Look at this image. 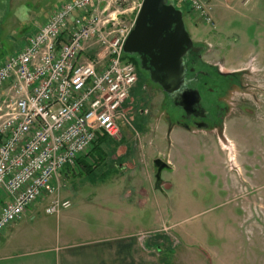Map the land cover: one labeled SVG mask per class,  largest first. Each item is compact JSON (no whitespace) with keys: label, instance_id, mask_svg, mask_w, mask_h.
Masks as SVG:
<instances>
[{"label":"rangeland","instance_id":"rangeland-1","mask_svg":"<svg viewBox=\"0 0 264 264\" xmlns=\"http://www.w3.org/2000/svg\"><path fill=\"white\" fill-rule=\"evenodd\" d=\"M69 1L0 0V65L37 34L58 6ZM214 1H223L221 5L212 3L214 26L201 22L189 13L187 6L176 5L183 11L192 38L210 44L209 61H224L232 70L252 66L264 92V77L263 81L260 79L264 70V0H251L248 5L242 0ZM142 2L120 0L118 7L125 11L123 19L135 20ZM97 55L98 52L91 51L83 58ZM141 95L142 90L134 88L122 111L126 120L121 124L119 137L105 142L113 147L106 154L108 159H115L114 150L122 146L135 149L145 167L134 174L133 170L115 171L108 162L91 171L79 172L78 168L69 178L65 175L69 174L67 167L60 175L63 189L58 196L62 201H70L71 208L50 216L45 212L50 200L39 201L31 208L40 211L34 226L39 228L48 222L54 235L57 232L55 237L76 233L82 238L84 231L80 233L79 227L86 228L85 223L98 228L102 215L103 221H111L114 216L100 211V204L104 206L105 201L101 203L103 199L98 198L132 186L133 176L155 179L154 159L148 148L154 137L151 132L159 131L163 139L158 147L164 154L160 159L171 160L177 168L173 172L165 170L161 177L173 188L165 194L157 193L165 202L163 211L152 201L146 211H134L133 217L139 228L155 229V234H162L156 240L162 247L161 263L264 264V121H253L251 114L242 110L226 123L223 141L210 132L202 137L175 130L167 136L163 117L167 109L162 94ZM168 249L173 252L168 253Z\"/></svg>","mask_w":264,"mask_h":264},{"label":"built area","instance_id":"built-area-1","mask_svg":"<svg viewBox=\"0 0 264 264\" xmlns=\"http://www.w3.org/2000/svg\"><path fill=\"white\" fill-rule=\"evenodd\" d=\"M214 26V0H181ZM248 5L251 0H242ZM120 0H71L0 65V235L39 201L46 214L71 208L60 175L102 138L119 137L138 75L124 53L135 20ZM91 51L96 58H83Z\"/></svg>","mask_w":264,"mask_h":264},{"label":"crops","instance_id":"crops-1","mask_svg":"<svg viewBox=\"0 0 264 264\" xmlns=\"http://www.w3.org/2000/svg\"><path fill=\"white\" fill-rule=\"evenodd\" d=\"M222 2L214 1L220 5ZM262 74V76L260 74L261 80L264 77V70ZM249 107L251 120L264 121V94L260 96L259 102L251 100ZM147 132L151 131L148 130ZM151 133L155 138L151 139L152 143L148 150H150V154L152 153L153 156L151 157L155 161L164 156L158 147L159 141L163 139V134L159 131ZM187 133L202 137L205 134V132ZM106 140L109 138L102 137L88 155L79 159L75 169L69 168L70 170L66 172L69 174H65L67 178L73 173L75 174L78 168L79 172L81 169L91 171L101 164H108V162L113 165L115 171L133 170L134 174L145 167L143 162L137 158L135 149L128 150L122 146L114 150L115 155H117L115 159H108L106 154L112 151L110 148L113 147L106 145ZM125 156L127 158H124ZM93 159L95 160L94 164ZM165 162L169 166L165 170L177 171L171 160L167 159ZM136 178V176L132 177V186L121 188L122 191L104 193L98 198L103 199L101 203L105 201L104 206L100 204V211L112 213L114 218L111 221H103L102 215L99 220L101 224L98 228H93L85 223L86 228L79 227L80 233L83 231L88 233L85 235L83 232L82 238L76 233H64L62 238L58 234L55 237L57 232L54 235L48 222L39 228L34 226L40 211L29 209L21 221L8 227L0 235V264H162L161 250H159L161 246L156 243L157 238H161L162 234H155L157 231L155 229L146 231L139 228L140 225L135 223L133 216L134 211H146L147 206L152 201L156 203L158 209L163 211L165 202L157 195L160 191L155 189V179L151 176H147L143 180ZM163 181L165 182L164 191L173 188L168 180L163 179ZM115 184L119 185L118 182ZM0 200L4 202L6 198L0 197ZM96 232L100 234H94Z\"/></svg>","mask_w":264,"mask_h":264},{"label":"flooded vegetation","instance_id":"flooded-vegetation-1","mask_svg":"<svg viewBox=\"0 0 264 264\" xmlns=\"http://www.w3.org/2000/svg\"><path fill=\"white\" fill-rule=\"evenodd\" d=\"M191 39L193 46L184 58L185 85L180 92L197 91L200 100L196 105H186L180 92L172 97L166 95L159 85L152 82L150 72L142 67L139 55L130 56L138 75L135 88L142 90L141 97L148 96L150 92L162 94V102L167 109L163 117L168 136L175 130L194 134L210 132V135L223 141L226 123L242 110L250 113V101L259 102L264 92L258 85V76L253 74L252 66L232 70L226 67L224 61L217 59L211 62L207 59L212 52L210 44L196 41L192 36Z\"/></svg>","mask_w":264,"mask_h":264},{"label":"water","instance_id":"water-1","mask_svg":"<svg viewBox=\"0 0 264 264\" xmlns=\"http://www.w3.org/2000/svg\"><path fill=\"white\" fill-rule=\"evenodd\" d=\"M192 46L184 14L177 9L174 0H143L135 25L124 45V53L141 56L142 67L150 72L152 82L172 97L185 85L184 58ZM180 97L191 107L200 100L197 91L183 90ZM154 165L155 189L165 193V182L161 175L169 166L161 159L155 160Z\"/></svg>","mask_w":264,"mask_h":264},{"label":"trees","instance_id":"trees-1","mask_svg":"<svg viewBox=\"0 0 264 264\" xmlns=\"http://www.w3.org/2000/svg\"><path fill=\"white\" fill-rule=\"evenodd\" d=\"M174 2L177 4H180L181 6H183L184 4L180 1V0H174ZM2 201L0 200V206L2 205ZM162 248V247H161ZM159 250H161L160 248H159ZM168 251V253H172L173 252V250H171V249H168L167 250Z\"/></svg>","mask_w":264,"mask_h":264}]
</instances>
